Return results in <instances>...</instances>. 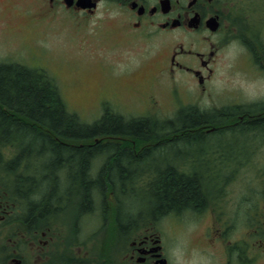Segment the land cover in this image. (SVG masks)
I'll use <instances>...</instances> for the list:
<instances>
[{
  "label": "flooded vegetation",
  "instance_id": "1",
  "mask_svg": "<svg viewBox=\"0 0 264 264\" xmlns=\"http://www.w3.org/2000/svg\"><path fill=\"white\" fill-rule=\"evenodd\" d=\"M40 1L44 7L39 16L59 10L94 15L102 1L113 3L121 15L118 31L127 42L180 32L172 38H163L161 45L171 48L157 65L172 84L179 79L185 85L186 98L182 105L191 106L198 115L207 118L190 130L197 131L201 140L208 136L218 140L223 134L233 135L232 143L223 145L227 152L241 150L242 134L247 129L264 130V92L259 98H212L215 80L228 64L234 47L239 51L236 60H243L250 70L264 76V41L256 38L250 28L239 29L245 11L264 10V3L258 0H90L96 1L94 9H90L77 5V0L71 5L67 0ZM242 32L249 33L250 40L243 38ZM230 66L234 65L230 63L227 68ZM254 121L258 123L252 124ZM213 145V150L222 146L219 141ZM11 152L13 156L0 163V264H264V177L258 186L250 183L246 195L232 201L233 210H224L222 202L228 199L221 194L223 181L218 180L220 173L216 168V164L221 166L217 161L220 153L200 162L201 168L188 165L182 170L196 178L202 204L153 213L151 195L110 193L97 200L92 198L88 207L80 208L77 205L80 197L73 196L68 201L69 197L59 195L58 190L50 197L53 208L46 212L47 163L43 153L35 156L36 150ZM232 153H226L224 159L221 157L227 163L225 168L230 167L227 160ZM175 157H169L171 164L159 163L155 157V163L148 167L153 171L151 184L159 175L157 166L172 167ZM15 158L17 162L11 163ZM177 161L179 164L178 158ZM209 161H214L215 168H211ZM102 165L91 164V176L97 175ZM131 175L136 177L134 173ZM128 199L140 200L137 205L126 206ZM95 202L100 214L95 211ZM94 217L107 223L100 229L104 241L87 239L92 233L90 223ZM208 217L210 222H204L202 233L195 236L193 231L197 225ZM66 220L69 229L64 227ZM188 222L193 226L185 233V241L179 243L180 232L175 227L179 225L185 230ZM81 228L86 229L81 232L86 242L79 241Z\"/></svg>",
  "mask_w": 264,
  "mask_h": 264
},
{
  "label": "rangeland",
  "instance_id": "2",
  "mask_svg": "<svg viewBox=\"0 0 264 264\" xmlns=\"http://www.w3.org/2000/svg\"><path fill=\"white\" fill-rule=\"evenodd\" d=\"M258 1L264 3V0ZM43 7L40 0H0V62H17L46 70L60 89L69 110L76 112L87 123L97 120L106 107L118 112L124 119L140 116L148 120L149 117L166 120L176 116L183 106V99L186 98L185 85L179 79L172 84L161 73L157 64L171 48L161 45L163 38H172L180 35V32L157 35L150 39L133 38L127 42L118 31L121 15L113 3L102 1L94 15L59 10L39 16ZM246 28H250L256 38L264 41L263 9L245 11V19L239 29ZM248 34L242 32L243 38L250 40ZM236 54L239 51L234 47L228 64L215 80L212 98L220 100L262 96L264 76L258 74L259 71L250 70L249 64L243 60H236ZM230 63L234 66L227 68ZM190 86L193 87L192 84ZM231 136L233 135L223 134L218 140L208 136L198 142L180 143L175 146L176 150L170 148L168 153L170 158L177 153L182 155V159L177 156L180 160L177 165L181 170L187 169L188 165L201 168L200 162L220 153L217 161L221 166L216 164V168L220 173L218 180L223 181L221 194L228 199L222 202V208L226 211L233 210V200L246 195L250 183L258 186L264 177V130L256 132L254 129H247L242 134L244 139L241 150L227 152L223 145L232 143ZM218 141L222 146L213 150V144ZM242 146L249 150H244ZM12 150L16 149L6 147L0 150V163L13 156ZM231 152V159L227 160L230 167L225 168L227 163L221 161V157L224 159L226 153ZM209 163L211 168H215L214 161ZM142 165L141 168L145 171L138 177V185L134 188L138 192L147 191L150 181L153 180L148 169L149 163L144 162ZM139 200H126L125 204L137 205ZM95 211L100 214L98 207ZM209 220L208 217L203 223H199L193 234L199 237ZM67 223L69 222L66 220L64 227L69 229ZM105 223L106 221L102 223L95 217L91 220L92 233L87 238L90 242L104 241L100 229ZM185 225V230L178 227L179 225L175 227L176 232L183 233L177 234L179 243L185 241V233L190 232L193 226L190 222ZM85 228H81L79 241L86 240V236L81 234L85 232Z\"/></svg>",
  "mask_w": 264,
  "mask_h": 264
},
{
  "label": "trees",
  "instance_id": "3",
  "mask_svg": "<svg viewBox=\"0 0 264 264\" xmlns=\"http://www.w3.org/2000/svg\"><path fill=\"white\" fill-rule=\"evenodd\" d=\"M206 119L191 106H181L174 118L166 120L140 116L124 119L106 107L97 120L87 123L69 110L46 70L17 62H0V150L13 147L36 150L35 156L43 153L47 163L46 212L53 208L50 197L57 190L59 195L68 196V201L73 199L70 197H80L77 204L80 208L88 207L92 198L110 193L151 195L153 213L202 204L196 178L176 164L178 154L172 167L157 166L159 175L149 183L147 191H134L138 180L130 181L143 174V168L135 170L143 167L142 163L153 164L155 157L159 163H168L170 148L176 150L180 143L200 141V134L190 129ZM255 123L258 122L252 124ZM16 162L15 158L11 163ZM95 162L103 165L97 175L91 176L90 165ZM133 165L136 167L131 168Z\"/></svg>",
  "mask_w": 264,
  "mask_h": 264
},
{
  "label": "water",
  "instance_id": "4",
  "mask_svg": "<svg viewBox=\"0 0 264 264\" xmlns=\"http://www.w3.org/2000/svg\"><path fill=\"white\" fill-rule=\"evenodd\" d=\"M73 3V0H67V4L71 5ZM77 5H79L82 8H94L96 6V1L91 2L90 0H77Z\"/></svg>",
  "mask_w": 264,
  "mask_h": 264
}]
</instances>
